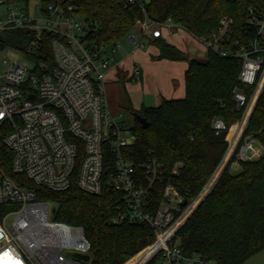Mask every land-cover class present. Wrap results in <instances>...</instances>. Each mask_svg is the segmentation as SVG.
Masks as SVG:
<instances>
[{
  "label": "built area",
  "instance_id": "obj_1",
  "mask_svg": "<svg viewBox=\"0 0 264 264\" xmlns=\"http://www.w3.org/2000/svg\"><path fill=\"white\" fill-rule=\"evenodd\" d=\"M31 1L0 0V142L11 150V170L53 191L69 188L74 180L91 194L113 190L118 212L112 221L147 223L154 231L139 264H217L200 252H185L179 232L224 169L264 157V143L246 133L264 89V0L249 9L245 31L255 30L249 39L233 40L234 19L228 15L210 36L198 38L208 51L242 61V87L233 90L242 115L200 193L179 206L184 196L167 183L156 208L150 198L155 183L163 181L162 166L152 155L140 162L124 156L136 141L133 123L123 112H113L105 97L106 73L120 45L96 41L95 23L78 14V0H34V13ZM146 1L127 0L144 13L136 23L139 33L127 34L135 49L164 37L163 27L166 34L173 32L171 18L159 22L146 15ZM12 29L34 33L25 51L5 44L3 34ZM43 35L50 36L51 65L35 62L30 54L41 48ZM141 77L136 64L131 79ZM246 87L252 88L250 94ZM211 126L216 135L230 129L222 117ZM52 206L0 163V264H88L76 256L91 251L83 226L54 219Z\"/></svg>",
  "mask_w": 264,
  "mask_h": 264
},
{
  "label": "trees",
  "instance_id": "obj_2",
  "mask_svg": "<svg viewBox=\"0 0 264 264\" xmlns=\"http://www.w3.org/2000/svg\"><path fill=\"white\" fill-rule=\"evenodd\" d=\"M142 2L144 0H141ZM263 0H148L146 15L155 21L171 18L194 37L210 36L223 16L234 19L233 40L245 41L250 8ZM77 12L95 24L98 42H118L131 32L137 20L144 18L138 5L127 0H78ZM35 37L29 29H12L3 34L5 44L25 51ZM42 45L31 52L38 63L51 65L50 36H42ZM156 59L188 60L184 73L185 94L164 98L157 106H142L138 112L148 126L134 118V145L123 150L136 162L148 155L162 166L163 181L155 183L151 208L161 202L163 188L173 184L185 199L197 196L218 166L229 138L242 112L236 108L233 90L241 86L238 75L242 61L208 51L206 63H198L163 37L154 38ZM118 80L127 72L118 69ZM242 87V86H241ZM248 94L252 88L246 87ZM135 112V111H134ZM226 120L230 129L216 135L212 121ZM246 133H253L264 143V89L248 123ZM2 135V134H1ZM3 135L1 136V138ZM0 163L7 174L35 191L37 198L56 206L54 219L81 225L91 242L88 264H132L152 242L154 231L147 223H115L117 194L105 188L99 194L81 190L75 180L62 191L37 185L23 173L11 170V150L0 142ZM180 244L187 253L200 252L217 264H246L247 259L264 249V157L243 162L240 170H223L210 192L185 222Z\"/></svg>",
  "mask_w": 264,
  "mask_h": 264
},
{
  "label": "rangeland",
  "instance_id": "obj_3",
  "mask_svg": "<svg viewBox=\"0 0 264 264\" xmlns=\"http://www.w3.org/2000/svg\"><path fill=\"white\" fill-rule=\"evenodd\" d=\"M35 11V1L30 2V12ZM173 32L166 34L164 29L165 41L173 42L181 50L186 52L189 58L206 55L208 50L205 45L197 38L179 28L173 22ZM140 24H136L132 30L139 33ZM120 46L115 53V61L124 60V65L129 70L133 65L139 64L144 69L145 85L142 81L115 80L114 77L105 78V97L110 109L113 112H123L127 120L131 123L134 121L133 112L139 111L142 106H157L164 98L178 96L180 88H183L184 70L172 69L171 62L166 59L154 58L156 45L154 39L147 42L142 47L134 51V46L129 40V35L124 36L117 42ZM31 66L30 62H26ZM179 64L183 66L188 64V60H180ZM113 66L115 63L113 62ZM173 73L176 76H173ZM171 92V93H170ZM233 170V172L239 171ZM246 264H264V249L251 255Z\"/></svg>",
  "mask_w": 264,
  "mask_h": 264
},
{
  "label": "crops",
  "instance_id": "obj_4",
  "mask_svg": "<svg viewBox=\"0 0 264 264\" xmlns=\"http://www.w3.org/2000/svg\"><path fill=\"white\" fill-rule=\"evenodd\" d=\"M180 28V27H179ZM152 40V39H151ZM150 42V41H149ZM170 42V41H169ZM172 44H174L173 42H170ZM175 45V44H174ZM178 47V46H177ZM179 48V47H178ZM138 48H134L133 50L136 51ZM158 53V49L155 48V52L153 53L154 55H156ZM200 57H205V55L203 56H200ZM167 60V59H166ZM124 60H119V61H114L115 65H111L110 69L107 71L106 73V77H114L115 80H118V74H117V71L118 69H122L123 71L127 72V80H132L131 79V72H132V69L133 67L129 70V68H126L125 65H124ZM169 62H171V65H172V69L175 70V69H180V70H184V73H185V69L187 67V64L186 65H182V64H179V61H172V60H167ZM136 65V63L134 64ZM133 65V66H134ZM139 65V64H137ZM140 66V65H139ZM141 67V66H140ZM141 72H142V77H141V81H142V84L145 85V74H144V69L141 67ZM184 73H183V88H180L179 89V92H178V96H175V97H167V98H178V97H182L184 96L185 94V85H184ZM173 76H176L174 73H173ZM119 81V80H118ZM133 81V80H132ZM171 93V92H170Z\"/></svg>",
  "mask_w": 264,
  "mask_h": 264
},
{
  "label": "water",
  "instance_id": "obj_5",
  "mask_svg": "<svg viewBox=\"0 0 264 264\" xmlns=\"http://www.w3.org/2000/svg\"><path fill=\"white\" fill-rule=\"evenodd\" d=\"M191 59H193L194 61H196V62H198V63H206V62H207V58H206V57L196 56V57H193V58H191ZM132 114H133L134 118H136L138 121H140L141 124H142L144 127L148 126L149 123L147 122V120H146L143 116H141L138 112L135 111V112H133ZM186 203H187V199H184L182 202H179L178 205H179V206H184ZM197 206H198V205H197ZM196 208H197V207H196ZM55 210H56V206L53 205V206H52V209H51L52 213H54ZM76 256H77L78 258H82V259H84V260H88V259H89V255H88V254H76Z\"/></svg>",
  "mask_w": 264,
  "mask_h": 264
},
{
  "label": "bare ground",
  "instance_id": "obj_6",
  "mask_svg": "<svg viewBox=\"0 0 264 264\" xmlns=\"http://www.w3.org/2000/svg\"><path fill=\"white\" fill-rule=\"evenodd\" d=\"M142 258H145L142 254L132 263V264H139L140 260Z\"/></svg>",
  "mask_w": 264,
  "mask_h": 264
}]
</instances>
